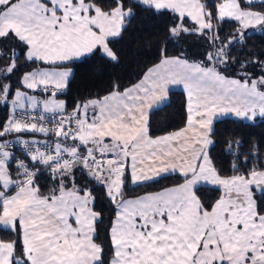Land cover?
Masks as SVG:
<instances>
[{
  "label": "snow or ice",
  "instance_id": "1",
  "mask_svg": "<svg viewBox=\"0 0 264 264\" xmlns=\"http://www.w3.org/2000/svg\"><path fill=\"white\" fill-rule=\"evenodd\" d=\"M255 2L0 0V61H6L0 64V102L11 104L0 123V228L16 235L0 239V264H264L260 149L254 145L243 157L237 152L231 175H223L209 154L217 113L264 117V61L230 56L244 30L264 29V11H253ZM259 3L264 7V0ZM133 7L169 15V39L199 36L210 50L170 57L165 47L138 82L123 90L117 83L68 112L56 99L71 76L68 62L95 52L116 61L109 45L131 23ZM225 21L238 24L226 41L220 36ZM37 62L50 67L21 73ZM237 63L234 75L224 74ZM249 65L259 66V73ZM170 85L187 92L186 123L153 136L148 115L162 110ZM36 92L47 98L39 100ZM234 146L242 144L229 143L230 155ZM172 173L182 183L143 195L128 192L129 183H159ZM41 177L51 181L46 191ZM202 185L219 195L203 198L197 194ZM96 187L112 206L101 242Z\"/></svg>",
  "mask_w": 264,
  "mask_h": 264
},
{
  "label": "trees",
  "instance_id": "2",
  "mask_svg": "<svg viewBox=\"0 0 264 264\" xmlns=\"http://www.w3.org/2000/svg\"><path fill=\"white\" fill-rule=\"evenodd\" d=\"M108 0H105L107 4ZM211 7L218 0H205ZM133 0H128V6H132ZM253 11H264L259 1H256L252 7ZM135 13L131 23L127 24L126 30L122 36L110 43V48L116 53L117 60L112 61L102 55L101 52L92 53L80 60L72 61L67 64L73 69L72 76L69 79L66 89L57 96L65 102L66 110H72L78 103H83L91 99L102 98L113 90L115 84H119L121 90L131 86L139 81L148 68L159 62L161 50L167 48V55H195L199 52L209 51L205 45L207 40L199 36H183L177 41L175 38L169 39L168 29L171 27L169 15H155L152 12L144 11L141 8L133 7ZM238 27L235 21H225L220 26V36L227 40L230 35L236 34ZM11 47V45H9ZM184 49H189L184 52ZM17 55H20L17 52ZM230 56L236 60H261L264 61V29L256 28L244 31V40L231 46ZM199 58V57H197ZM6 61H0V64ZM20 65L25 63L23 56L18 60ZM38 64L34 63L31 68H22L23 71H29L36 68ZM240 65L234 64L228 68L225 75H234ZM249 70L259 73V66L249 65ZM17 74L12 77L15 82L19 79ZM14 83V90L17 87ZM11 97L9 98V101ZM187 94L182 89H173L168 94V101L164 104L162 110H153L149 115L150 130L153 136L163 135L167 132L177 130L185 126ZM11 113L10 102L5 104L0 102V123L6 121ZM30 134H24L29 136ZM33 136V134H31ZM212 139L214 144L209 149V154L215 166L222 170L223 175H231V164L235 159V154L239 152L241 156L253 151L256 145L260 149V158L264 160V118H257L255 121H247L242 118L224 117L215 121L212 130ZM15 136L9 137L10 139ZM239 141L242 146L232 147L229 154V143L235 145ZM16 157L25 158L23 153L16 151ZM243 171V169H242ZM47 175V173H45ZM42 189L47 190L51 186V181L41 177L39 180ZM79 182L84 183L85 178L79 177ZM182 183V178L178 174L168 175L167 179L160 180L159 183H149L140 187L128 184L130 195H143L161 190L163 187L173 186ZM89 187L94 185L89 184ZM96 199V209L103 208V222L99 225L98 242L105 240V230L112 215V206L109 205L103 195V190L96 187L93 193ZM203 198L214 200L218 191H213L212 186H201V191L197 193ZM257 199H260L259 191H254ZM0 239H16V235L6 229L0 228ZM107 252V244H105Z\"/></svg>",
  "mask_w": 264,
  "mask_h": 264
},
{
  "label": "crops",
  "instance_id": "3",
  "mask_svg": "<svg viewBox=\"0 0 264 264\" xmlns=\"http://www.w3.org/2000/svg\"><path fill=\"white\" fill-rule=\"evenodd\" d=\"M73 61H76V60H73ZM72 62V61H71ZM68 63H70V62H68ZM66 89V88H65ZM64 89V90H65ZM173 89H182V90H184L185 91V93L187 94V92H186V90L184 89V87H183V85H170L169 86V91H168V94H169V92L171 91V90H173ZM64 90H62L61 92H63ZM61 92H59V93H61ZM58 93V94H59ZM57 94V95H58ZM168 94H167V96H166V98H165V101H164V104L165 103H167V101H168ZM34 95H36L37 96V98H40L42 101L44 100V99H46L47 98V95L46 94H44V93H42V92H36V93H34ZM56 99H58V100H61L58 96L56 97ZM151 113V112H150ZM150 113H149V115H150ZM149 115H148V118H149ZM224 117H236V118H238L234 113H217V115L216 116H214L213 117V124H212V130H213V125H214V123H215V121H217V120H219V119H221V118H224ZM259 117H261V116H259ZM258 116L256 117V118H259ZM239 118H241V117H239ZM243 119V118H242ZM245 119V118H244ZM245 120H247V119H245ZM247 121H249V120H247ZM211 138V140L213 141V139H212V136L210 137ZM211 147V146H210ZM172 174H178V173H172ZM171 175V174H170ZM179 175V174H178ZM202 186H204V185H202ZM158 191H160V190H158ZM154 192H157V191H154ZM151 193V192H150Z\"/></svg>",
  "mask_w": 264,
  "mask_h": 264
},
{
  "label": "rangeland",
  "instance_id": "4",
  "mask_svg": "<svg viewBox=\"0 0 264 264\" xmlns=\"http://www.w3.org/2000/svg\"><path fill=\"white\" fill-rule=\"evenodd\" d=\"M256 1H259V0H256ZM256 28H259V27H256ZM256 28H249V29H246V30H252V29H256ZM246 30H244V31H246ZM110 47V46H109ZM90 54H92V53H90ZM90 54H85L84 56H82V57H79V58H76V59H74V60H80V59H82V58H84V57H86V56H88V55H90ZM39 63V62H38ZM37 67H40V68H48V67H50V66H48V65H43V64H38V66ZM36 67V68H37ZM67 68L71 71V76H72V73H73V69H72V67L71 66H67ZM70 76V77H71ZM70 77H69V79H70ZM39 100H41L40 98H38ZM58 100V99H57ZM42 101V100H41ZM258 117H259V115H257ZM256 116V117H257ZM253 118V119H247V118H245V119H247V120H249V121H255L257 118ZM239 118V117H238ZM241 118H243V117H241ZM260 118H264V117H260ZM244 119V118H243ZM11 139H15V137H13V138H11ZM254 191H259L258 189H254Z\"/></svg>",
  "mask_w": 264,
  "mask_h": 264
},
{
  "label": "built area",
  "instance_id": "5",
  "mask_svg": "<svg viewBox=\"0 0 264 264\" xmlns=\"http://www.w3.org/2000/svg\"><path fill=\"white\" fill-rule=\"evenodd\" d=\"M40 110H42V109H38V111H40ZM71 111L72 110H69L68 112H71ZM46 115L49 117V119H51V117H52V114L51 113H47ZM23 138H25V139H32V138L44 139V137H42L40 134H35V136H31V134H30L29 136H23ZM13 151L14 152L18 151V152H21L22 153V151L19 149V147H14L13 148ZM23 159H25V158H23Z\"/></svg>",
  "mask_w": 264,
  "mask_h": 264
}]
</instances>
